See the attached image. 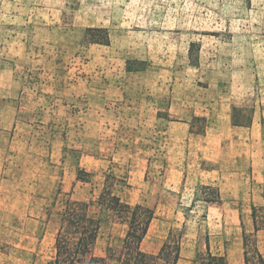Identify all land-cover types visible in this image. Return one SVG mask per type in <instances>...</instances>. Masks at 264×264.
Returning <instances> with one entry per match:
<instances>
[{
    "label": "rangeland",
    "instance_id": "1",
    "mask_svg": "<svg viewBox=\"0 0 264 264\" xmlns=\"http://www.w3.org/2000/svg\"><path fill=\"white\" fill-rule=\"evenodd\" d=\"M107 174L155 212L145 252L183 233L177 264H237L256 206L264 264V0H0V264H49L63 200ZM103 218L96 264H120Z\"/></svg>",
    "mask_w": 264,
    "mask_h": 264
},
{
    "label": "trees",
    "instance_id": "2",
    "mask_svg": "<svg viewBox=\"0 0 264 264\" xmlns=\"http://www.w3.org/2000/svg\"><path fill=\"white\" fill-rule=\"evenodd\" d=\"M87 35L98 44H109L110 42L107 30L102 28H89ZM239 110L234 108L233 123L235 126L241 125L236 121V113ZM81 173H83L82 170H79L78 176ZM116 182L115 176L107 174L104 187L97 198L88 201H77L70 198L63 200L60 227L55 238V256L49 264H96L97 258L93 250L102 227L104 213L111 214L128 227L118 257L120 264H157L158 260H164L166 264L178 263L181 259L183 233L175 237L171 232L158 254L145 252L142 249V243L155 218V212L143 204L132 205L124 201L114 192ZM252 218L255 231L262 230L256 221L255 206L252 207ZM245 239L246 234L244 233L243 240ZM109 254L111 255L110 251ZM244 254L245 264H249L246 250ZM257 255L263 262V257L258 250ZM211 261V264H224L225 262L224 258L216 256H211Z\"/></svg>",
    "mask_w": 264,
    "mask_h": 264
},
{
    "label": "crops",
    "instance_id": "3",
    "mask_svg": "<svg viewBox=\"0 0 264 264\" xmlns=\"http://www.w3.org/2000/svg\"><path fill=\"white\" fill-rule=\"evenodd\" d=\"M182 125H187V124H182ZM256 207V206H255ZM252 226H248L247 229L245 230V232L242 231V239L239 241L238 245H241L242 247V252L240 253V249H239V253L237 254V264H245V254H244V240H243V234H247V233H255V236L258 237L259 233L261 232V230L259 231H255L254 229V222H253V218H252ZM257 247L259 249L260 254L264 257V241L263 240H257ZM238 250V249H237ZM229 260V261H228ZM225 264H233V257L229 256L227 259V263Z\"/></svg>",
    "mask_w": 264,
    "mask_h": 264
}]
</instances>
